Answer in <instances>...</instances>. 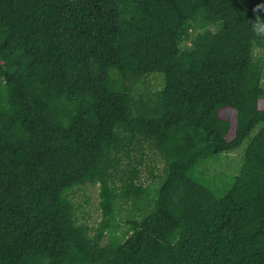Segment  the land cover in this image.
<instances>
[{
  "label": "trees",
  "instance_id": "1",
  "mask_svg": "<svg viewBox=\"0 0 264 264\" xmlns=\"http://www.w3.org/2000/svg\"><path fill=\"white\" fill-rule=\"evenodd\" d=\"M257 18L264 0H0V264H264V127L226 195L193 176L264 124Z\"/></svg>",
  "mask_w": 264,
  "mask_h": 264
},
{
  "label": "rangeland",
  "instance_id": "2",
  "mask_svg": "<svg viewBox=\"0 0 264 264\" xmlns=\"http://www.w3.org/2000/svg\"><path fill=\"white\" fill-rule=\"evenodd\" d=\"M188 46L191 45L188 43ZM256 55L264 58V50L257 51ZM161 77L163 79V76ZM150 80L152 81L151 84L156 86V88H161L160 83H162V80L160 77L153 76L150 77ZM263 127L264 124H260L239 148L214 156L208 161L202 162L201 165H198L194 170L193 176L200 180L203 179L207 181L208 179L211 182V185L209 184L210 187L217 193V195L222 197L226 195L230 190L235 177L240 173L239 171L243 164V158L249 144L253 137ZM134 164L141 172L140 179L142 183L145 185L157 184L158 179L155 180V176L162 173L163 163L154 151L147 150L146 155L142 159V163ZM154 181L156 182L154 183ZM72 199L77 207V217L80 223H85L91 228L97 227L102 217L99 207V186H93L90 184L81 186L75 189L72 194ZM124 206L123 217L128 214L127 211L131 208L130 204ZM125 208L127 211H125ZM124 221V228H126Z\"/></svg>",
  "mask_w": 264,
  "mask_h": 264
},
{
  "label": "clouds",
  "instance_id": "3",
  "mask_svg": "<svg viewBox=\"0 0 264 264\" xmlns=\"http://www.w3.org/2000/svg\"><path fill=\"white\" fill-rule=\"evenodd\" d=\"M252 31L259 36H264V20L257 18L252 25Z\"/></svg>",
  "mask_w": 264,
  "mask_h": 264
}]
</instances>
